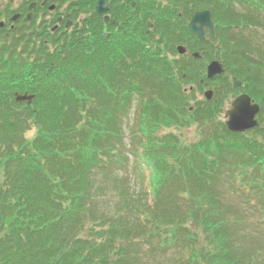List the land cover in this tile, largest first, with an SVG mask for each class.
<instances>
[{
    "label": "trees",
    "instance_id": "trees-1",
    "mask_svg": "<svg viewBox=\"0 0 264 264\" xmlns=\"http://www.w3.org/2000/svg\"><path fill=\"white\" fill-rule=\"evenodd\" d=\"M113 1L126 14L115 35L104 36L94 17L51 37L0 29V264H264L219 202L221 186L236 184L264 213V32H256L264 31V0ZM207 8L213 43L186 25ZM179 43L202 59L178 56ZM213 58L226 73L212 100L193 103L187 86L203 90ZM230 75L261 103L251 136L220 117L235 90ZM17 92L33 101H17ZM136 102L147 141L141 155L131 150L134 171L153 205L144 213L139 202L126 218L119 208L98 209L97 178L128 171L123 125ZM189 125L199 134L189 142L158 134Z\"/></svg>",
    "mask_w": 264,
    "mask_h": 264
},
{
    "label": "rangeland",
    "instance_id": "rangeland-1",
    "mask_svg": "<svg viewBox=\"0 0 264 264\" xmlns=\"http://www.w3.org/2000/svg\"><path fill=\"white\" fill-rule=\"evenodd\" d=\"M256 32L261 34L262 30L257 27ZM210 87L213 86L210 85ZM187 88H190V85H188ZM193 92V103L204 97L202 92L197 93L194 89L192 93ZM237 94V91H234L231 100H233ZM229 102L230 100L227 98L220 113L222 120H225V111L230 107ZM140 118V102H136L123 125L124 134L122 136L123 145H121V147H124L126 156H128L129 159L128 171L122 173L119 171L113 173L101 172L98 175L97 198L99 201L98 209L101 212L111 214L112 211L119 208L126 218H131L136 214V211L138 212L139 202L143 204L142 210H144V213L153 205V202H151L153 198L151 199L150 197L151 193L148 192L147 194L146 190L141 188L142 180L138 177L136 171H134L137 162L136 159H134V153L131 151L135 148L139 155H141L144 149L141 148L140 145L147 141L144 140L139 142L138 145L136 144L138 138L142 139V133H144L141 130L142 124ZM196 128L195 125L162 127L158 134L163 135L172 131L181 136L182 140L189 142L199 137L198 129ZM26 135L28 137H33L35 135V129L31 128ZM146 188L150 189L148 186H146ZM122 189L124 190L123 192H121ZM121 193H123V195ZM219 202L220 206L227 211L228 216L241 224L240 228L243 230L241 237L246 250L255 248L264 252V213H262L254 200L248 201V199L240 194L236 184L232 186L230 183H225L220 188Z\"/></svg>",
    "mask_w": 264,
    "mask_h": 264
},
{
    "label": "flooded vegetation",
    "instance_id": "flooded-vegetation-1",
    "mask_svg": "<svg viewBox=\"0 0 264 264\" xmlns=\"http://www.w3.org/2000/svg\"><path fill=\"white\" fill-rule=\"evenodd\" d=\"M100 0H0V29L15 30L22 33L29 28L38 29L39 35L51 37L53 32L66 34L69 30L85 29L90 18L97 21L99 31L104 35H115L124 31L121 23L122 9L113 0H106L107 13H100L97 6ZM144 2L146 0H143ZM133 6L136 5L132 1ZM126 6V5H125ZM143 8V7H142ZM106 14L110 15L108 20ZM148 25V23H147ZM135 26L140 30L141 38L147 37V28L143 19H137ZM78 33V32H77ZM36 36L34 37L35 40ZM48 42L47 39H45Z\"/></svg>",
    "mask_w": 264,
    "mask_h": 264
},
{
    "label": "water",
    "instance_id": "water-1",
    "mask_svg": "<svg viewBox=\"0 0 264 264\" xmlns=\"http://www.w3.org/2000/svg\"><path fill=\"white\" fill-rule=\"evenodd\" d=\"M105 0H100L98 10L100 12L106 11L107 6H104ZM108 19L109 17L106 16ZM208 27L211 32V37L215 36L214 22L212 21V14L210 10H203L197 12L191 22L189 23V29L192 33L198 35L199 38H205L204 28ZM178 51L183 54L186 52L184 46H179ZM195 57H199V53L194 54ZM225 69L223 64L219 60H213L207 67V77L209 79L214 78L217 75L224 73ZM234 85H241V81L233 78ZM213 95L212 90L206 91L207 99H211ZM17 101L27 100L28 103L32 102L33 95L28 94H16ZM260 111V105L258 103H252L250 96L242 94L232 102V107L227 111L228 128L233 132H245L246 130L258 126L257 114Z\"/></svg>",
    "mask_w": 264,
    "mask_h": 264
}]
</instances>
